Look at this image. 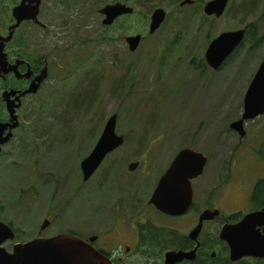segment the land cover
<instances>
[{
  "label": "rangeland",
  "instance_id": "obj_1",
  "mask_svg": "<svg viewBox=\"0 0 264 264\" xmlns=\"http://www.w3.org/2000/svg\"><path fill=\"white\" fill-rule=\"evenodd\" d=\"M111 1L42 0L44 27L29 23L18 34L31 56L46 57L52 77L19 111L21 126L0 156L1 221L11 222L21 235L3 245L8 251L17 242L38 238L48 203L70 200L75 184L60 191L56 186L65 176L79 179L80 164L113 115L118 116L116 133L124 137L111 156L120 160L119 169L127 170L141 154L167 158L170 140L171 157L184 148L209 157L208 170L221 172L224 185L233 182L226 206L242 209L252 181L264 178V115L246 123L243 139L230 128L243 114L264 45L250 51L246 44L219 70L205 62L209 44L221 33L258 21V35H264V0H229L219 19L203 12L211 0L185 6L186 0H129L142 13L125 30L104 38L98 11ZM17 2L0 0V33H7L11 19L3 15H11ZM157 8L170 16L150 35ZM135 34L144 41L131 53L126 38ZM87 220L85 215L71 221Z\"/></svg>",
  "mask_w": 264,
  "mask_h": 264
},
{
  "label": "flooded vegetation",
  "instance_id": "obj_2",
  "mask_svg": "<svg viewBox=\"0 0 264 264\" xmlns=\"http://www.w3.org/2000/svg\"><path fill=\"white\" fill-rule=\"evenodd\" d=\"M19 1L21 2L18 0L15 6L20 3ZM119 2L127 3V0ZM135 13L139 15L142 12L139 9L135 10ZM169 16L167 14V18ZM102 20L103 17L101 22ZM15 22L12 17L9 27ZM29 23L33 24L24 22L16 30L13 40L6 46V52L10 64L24 62L18 68L21 74L27 73L30 67L33 76L30 79H18L11 73L0 77L2 81L12 77L17 81L9 84L8 89L2 93L27 90L34 77L43 68L48 67L46 64L35 72L29 61L21 59L17 54L18 51L27 49L19 46L18 42L23 44L26 42L20 40L18 34ZM9 27L4 36L9 34ZM161 29L162 26L159 31ZM51 77L48 76L40 91ZM29 97L22 98V105L17 110L18 116L19 111L25 108ZM10 143L11 141L3 146L0 156ZM168 150L169 154L164 159L160 154L138 155L132 162L127 163V170L122 167L119 169L120 160L111 159L112 154H109L87 181L84 180L80 164L77 171L79 179L72 180L69 179L70 176H65L66 181L56 186L57 191H60L70 182L75 184L70 200L50 202L44 208L43 223L46 222L48 227L45 229L40 227L38 237L52 238L60 234L76 236L96 250L107 264H253L264 261V257L251 256L232 261L230 248L221 238L225 226L236 225L247 214L264 209V189L256 193L257 183L264 178L252 181L243 197L242 203L245 204L243 209L240 204L226 206V200L230 197L229 190L234 188L233 182L224 185L221 172L208 170L210 160L207 157L204 172L190 181L193 191L190 208L181 216H173L159 210L151 202L162 178L170 171L177 156H170V140ZM131 164H135L136 168L130 170ZM122 181L124 186H120ZM75 199L78 201L75 202ZM85 215L88 217L85 224L72 222L73 218L75 220V217L83 218ZM55 225H60V230L50 232ZM257 230L263 232L264 226H258Z\"/></svg>",
  "mask_w": 264,
  "mask_h": 264
},
{
  "label": "water",
  "instance_id": "obj_3",
  "mask_svg": "<svg viewBox=\"0 0 264 264\" xmlns=\"http://www.w3.org/2000/svg\"><path fill=\"white\" fill-rule=\"evenodd\" d=\"M42 0H21L12 10V17L16 21L7 36L0 33V77L13 73L18 79H30L33 72L30 67L25 74L19 72V66L24 62L17 61L10 64L6 46L13 40L14 34L24 22L43 25L39 19ZM229 0H211L205 4L203 12L207 17L221 18L228 6ZM192 0L184 1L181 6L192 5ZM103 17L102 25L111 26L123 16L134 14V8L126 3L116 2L107 4L99 11ZM167 13L162 8L154 10L150 17L149 34H155L163 25ZM247 34V29L224 32L218 35L206 51V63L213 70H219L223 64L235 53ZM143 36L135 34L126 38V44L131 53L140 47ZM48 79V67L34 77L30 86L23 92L5 91L2 100L10 116L9 122L0 123V153L3 146L8 144L14 136V130L20 126L17 110L22 105V98L36 95L42 84ZM264 115V60L259 66L244 98V111L240 120L231 124L230 128L241 138L246 136L245 124ZM117 115H113L106 123L105 129L88 157L81 163L84 180L87 181L96 172L104 159L124 144V137L116 133ZM207 163L206 157L193 149L181 150L175 158L170 171L162 178L152 203L161 211L181 216L192 204L193 191L190 181L200 176ZM136 165L131 164L130 170ZM264 226V209L247 214L236 225L225 226L222 240L230 248L232 261L244 256L264 257V231L257 227ZM48 227L43 223L42 229ZM16 234L6 223L0 221V264H107L106 260L84 240L70 235L61 234L53 238L39 237L25 243H15L12 251L3 245L15 241Z\"/></svg>",
  "mask_w": 264,
  "mask_h": 264
},
{
  "label": "trees",
  "instance_id": "obj_4",
  "mask_svg": "<svg viewBox=\"0 0 264 264\" xmlns=\"http://www.w3.org/2000/svg\"><path fill=\"white\" fill-rule=\"evenodd\" d=\"M16 1V0H11V2ZM129 0H127L128 2ZM115 2H119V0H113L111 1V3H115ZM137 16V13H135L134 15H130V16H123L120 19H118L112 26L109 27H103V31L105 32V36L104 38H112L113 35H115V33L117 32V30H125L126 25L130 24V21L132 19H134ZM11 19L12 21V17L10 14H4L3 15V19L4 18ZM10 21V23H11ZM258 21H256L255 23H250L247 27H248V31L246 34V37L244 39V41L242 42V44L239 46V48L236 50V53L240 52L241 49L246 45V44H250L249 46V50L252 51L254 49L259 48L260 46L264 45V35L259 36L258 35V26L257 23ZM21 40V39H20ZM20 45L19 46H24L25 48H27L25 51H18L17 54L19 55V57L21 59H25L27 61H29V63L32 66V69L35 72H38L40 69H42L43 67L46 66L47 64V59L44 55H36V56H31L29 53V46L27 44H23L18 42ZM234 56V55H233ZM232 56V57H233ZM230 57L224 65H226L229 60L232 58ZM264 60V58H263ZM262 60V61H263ZM223 65V66H224ZM44 69V68H43ZM203 71L207 70V65L204 63L203 66ZM54 77H56V74H53ZM58 78V77H57ZM56 80V79H54ZM14 83L16 81V79L14 77H12V79L7 78L6 81H2L0 78V123L1 122H9L10 120H8V112L6 109V105L2 100V91L8 89V85L11 83ZM55 90L59 91L58 86L55 87ZM30 98V97H29ZM19 122H20V117L18 116ZM20 126H21V122H20ZM20 126L17 128L19 129ZM17 129H15L14 131H16ZM15 136H13L14 139ZM12 139V140H13ZM11 140V142H12ZM257 189H256V193L260 192L261 190L264 189V180H260L257 185H256ZM0 221H1V216H0ZM2 222L7 223L12 229H14L15 233H16V237L19 238L21 237L20 233L13 227V224L11 222H7L6 220H2ZM253 264H264V261H258V262H254Z\"/></svg>",
  "mask_w": 264,
  "mask_h": 264
}]
</instances>
